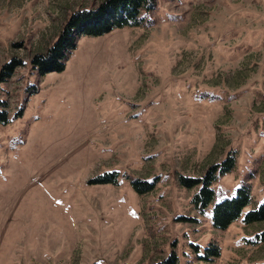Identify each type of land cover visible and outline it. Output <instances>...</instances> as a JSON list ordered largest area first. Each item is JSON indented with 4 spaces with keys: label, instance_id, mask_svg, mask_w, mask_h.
Masks as SVG:
<instances>
[{
    "label": "rangeland",
    "instance_id": "374dc122",
    "mask_svg": "<svg viewBox=\"0 0 264 264\" xmlns=\"http://www.w3.org/2000/svg\"><path fill=\"white\" fill-rule=\"evenodd\" d=\"M103 1L0 0V73L23 63L0 81V264H264V221H244L264 203V0H157L39 75L31 58ZM228 157L199 208L201 184L179 180ZM243 184L250 205L218 230L215 204Z\"/></svg>",
    "mask_w": 264,
    "mask_h": 264
},
{
    "label": "trees",
    "instance_id": "16d2710c",
    "mask_svg": "<svg viewBox=\"0 0 264 264\" xmlns=\"http://www.w3.org/2000/svg\"><path fill=\"white\" fill-rule=\"evenodd\" d=\"M157 9V0H104L95 9H80L74 11L61 31L55 43L42 54H36L31 58L32 66L39 75L49 73H60L65 70L68 58L77 48L81 37H100L111 33L115 29L126 27H138L144 24L145 16L150 15ZM21 61L11 59L1 70L0 81L5 82L12 78L15 69L22 66ZM0 104H3L2 101ZM6 108V107H5ZM9 113L5 109L0 112V123L7 124ZM235 158H227L222 164H216L204 178L190 179L182 177L181 185L194 188L201 184L199 193L194 201L199 208L207 209L215 201L214 183L222 176L231 173L234 169ZM115 173H109L99 178V183L115 182ZM133 186L140 194L148 193L154 189V183H139L133 181ZM251 189L242 185L235 191V195L229 199H222L214 207V226L218 230H227L230 225L241 218L244 209L250 205L252 200ZM255 211L246 213L244 221L246 224H254L264 221V203L259 205ZM176 254L170 255L164 261L156 264H176Z\"/></svg>",
    "mask_w": 264,
    "mask_h": 264
}]
</instances>
